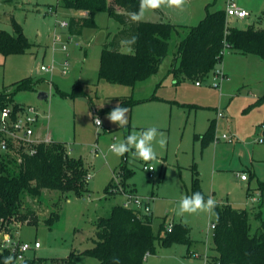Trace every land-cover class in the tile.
I'll list each match as a JSON object with an SVG mask.
<instances>
[{"label":"rangeland","instance_id":"obj_1","mask_svg":"<svg viewBox=\"0 0 264 264\" xmlns=\"http://www.w3.org/2000/svg\"><path fill=\"white\" fill-rule=\"evenodd\" d=\"M210 3L212 11L221 9L225 0ZM50 6L55 12L47 11ZM262 9L251 11V16L243 19H230L229 23L239 28L252 24L264 27V17L260 19ZM11 16L21 25L31 48L22 54H0V91H13L17 81L33 79L35 87L14 92L11 105L20 103L35 108L39 113L35 135L41 139L49 135L52 140L65 142L69 153L80 158L87 168L86 177L90 176L86 183L88 190L80 196L73 191L52 189H45L36 197L22 194L20 211L34 210L38 223L13 222L9 227L15 240L40 242L41 247L29 250L27 257H41L42 264H58L52 258H66L72 253L75 264H99L95 257L82 251L93 246L98 218L110 216L114 206L127 200L124 194L127 185L118 176L123 157L112 153L109 146L133 131L149 127L163 132L167 140L164 148L153 142L156 159L148 162L155 166L156 178H149L143 169L145 161L130 151L127 164L134 173L127 179V187L150 198L155 233L163 222L165 226L182 222L190 227L191 243L169 246L157 243L156 253L149 254L143 264H206V256L215 253L211 228L216 221L214 211L179 212L182 197L192 195L195 167L208 195L236 209H261L262 219L251 217L252 232L261 225L264 143L258 139L264 130L263 58L225 50L217 67L223 65L228 76L218 87L212 84V73L201 80V86L194 79H176L171 73L172 63L179 42L188 33L180 29L172 34L168 55L154 75L134 86L122 85L99 78L103 45L120 26L108 11H97L96 25L84 27L79 34L61 27L62 20L78 15L59 0H0L1 29L13 31ZM122 49L130 51L127 46ZM66 60L69 67L64 74ZM52 64L53 72L40 68ZM77 85L86 94L74 95ZM41 91L47 92L48 97L39 98ZM126 98L137 102L125 106L129 109L128 124L119 127L106 116ZM220 111L223 116H219ZM97 116L102 121L101 129L94 123L93 117ZM214 118L219 139L203 146L195 139V133L204 132ZM240 173H246L249 180L242 181ZM112 181L114 192H108ZM51 212H58L59 217L49 226L46 219Z\"/></svg>","mask_w":264,"mask_h":264},{"label":"trees","instance_id":"obj_2","mask_svg":"<svg viewBox=\"0 0 264 264\" xmlns=\"http://www.w3.org/2000/svg\"><path fill=\"white\" fill-rule=\"evenodd\" d=\"M67 8L75 11H86L87 15L72 16L69 20V31L79 34L86 26H95L94 15L97 11H108L112 18L119 22V29L109 34L103 45L100 57L99 78L122 85L134 86L137 82L154 75L168 55L169 40L179 26L170 22L142 20L133 22L128 13L139 10L140 0H59ZM264 17V7L262 16ZM13 31L0 28V54L4 56L26 53L31 43L23 32L21 25L11 16ZM132 36L137 37L133 45L123 43ZM130 51H123V47ZM230 49L243 54H257L264 59V27L256 24L247 28L229 26L225 9L211 11L207 6L206 15L195 25L188 28V33L178 44V51L172 63L171 73L174 77L189 78L201 81L217 68L222 60V52ZM13 91H0V109L12 107L14 111L23 104L13 102L14 92L21 89H33L35 81L29 77L17 81ZM74 95L86 94L80 85L75 86ZM263 99V98H262ZM137 101L126 98L120 101L122 106L135 104ZM203 146H207L216 137L215 120L208 129L197 134ZM18 154L21 160H18ZM130 152L123 156L118 176L124 186L131 172L127 164ZM80 158L69 153L65 142L52 140L37 145L34 154L23 153L15 148L14 154L0 155V219L12 225L13 222L38 223L34 210L20 211L22 194L36 197L45 189L64 192H75L83 195L87 189L86 173ZM114 181L108 192H114ZM126 186L124 192L135 188ZM199 191L206 194L200 184L198 172L192 183V193ZM215 213L216 227L213 234L210 264H264V220L252 232L251 217L262 219L261 209H236L229 203L217 202ZM16 217V219H15ZM59 217L58 212H51L46 219L50 226ZM154 216L135 208L116 205L111 215L100 217L96 222L93 246L82 251L83 254L95 257L99 264H143L149 254L156 253V244H190V227L182 222H174L169 231L164 222L159 232L155 233ZM11 255L9 250L0 252V264ZM58 264H75L73 254L66 258H52ZM41 257H27L15 264H42Z\"/></svg>","mask_w":264,"mask_h":264},{"label":"built area","instance_id":"obj_3","mask_svg":"<svg viewBox=\"0 0 264 264\" xmlns=\"http://www.w3.org/2000/svg\"><path fill=\"white\" fill-rule=\"evenodd\" d=\"M49 13L55 12L53 7H49L47 10ZM226 15L227 17H236L238 19L246 18L249 15V12L243 7L239 6L235 0H228L226 5ZM61 27L68 28L69 20L64 19L60 22ZM71 39V37H70ZM67 44L63 45V50H67ZM226 50V49H225ZM222 52V56L225 52ZM69 62L66 60L64 67L62 69L63 73L66 74L68 72ZM41 70L46 72H53L54 66L41 65ZM213 76L211 78L212 84L216 87L220 86L224 79H227V74L223 71L222 68H215L212 72ZM201 81H197V84H200ZM219 116H223V112H219ZM39 122V113L35 108L31 106H23L19 108L17 111H14L12 107H5L0 109V155L2 154H14L15 148L21 149L23 153L34 154L37 151V145L41 142H50L52 141L49 135L46 138L41 139L40 136L35 135L34 127ZM262 128L264 129V123L262 124ZM224 138H228L227 134H223ZM215 139H219V137H215ZM260 143H264V134L258 139ZM19 157V154H18ZM20 161L21 158L19 157ZM143 169L148 173L149 178H156V168L150 162H145L143 165ZM154 169V170H153ZM240 177L242 180L247 179L246 173H240ZM127 200L124 202V206L128 208H135L142 210L146 213H152V209L150 206V198L144 197L133 191L124 192ZM18 224H20L18 222ZM216 227V223L213 222L211 224V228L214 230ZM169 228H173V223L169 226ZM24 245H27V249H24ZM41 247L39 241H35L34 243L27 241H19L13 238L12 230L8 225V222L0 219V252L5 250H9L11 255H14L17 259L16 262H23L27 258V252L31 249H38ZM191 254V253H190ZM193 254V253H192ZM191 254V255H192ZM197 257L200 255H196ZM209 256H206V264L209 263ZM23 257V259H19Z\"/></svg>","mask_w":264,"mask_h":264},{"label":"clouds","instance_id":"obj_4","mask_svg":"<svg viewBox=\"0 0 264 264\" xmlns=\"http://www.w3.org/2000/svg\"><path fill=\"white\" fill-rule=\"evenodd\" d=\"M185 3L186 0H140L139 10L137 12L128 13V17L133 22H141L147 10H156L162 6H167L169 8L175 7L182 10ZM136 41L137 37L132 36L131 39L124 40L123 43L126 45H133ZM128 112L129 109L127 107L117 104L107 114L106 119L111 123L117 124L119 127H125L128 124ZM89 115H91V113H89ZM93 119L97 128L101 129V119L98 116L93 117ZM157 137H159L158 141ZM154 141L157 142L161 148H164L167 143L166 136L163 132L159 131L156 127H149L140 132H131L124 140L118 143H112L109 146V150L118 157H123L126 153L132 151L136 158L148 162L156 159V152L153 148ZM88 178H90V176L86 177V179ZM216 207L217 201L211 195H208L207 199H205L204 194L199 191L192 193L190 196H184L179 201L180 214L212 212ZM169 231H171V228H169ZM23 247L27 249L28 246L24 245ZM16 259L14 255H9L4 258V264H15ZM19 259L22 260L23 257ZM115 264H119V260H115Z\"/></svg>","mask_w":264,"mask_h":264},{"label":"crops","instance_id":"obj_5","mask_svg":"<svg viewBox=\"0 0 264 264\" xmlns=\"http://www.w3.org/2000/svg\"><path fill=\"white\" fill-rule=\"evenodd\" d=\"M227 1L228 0H225L224 6L221 9H226ZM235 1L239 6L243 7L244 9H246L249 12L248 16H251V11L254 12L255 10H259V8L264 7V0H235ZM210 4H211L210 0H186V3H185L182 10L177 9L175 7L169 8L167 6H162L161 8L156 9V10H147L145 12L143 20L154 21V22H170L172 24L179 26L176 31H178L180 29H184L185 31L188 32L189 26L196 24L195 22H199L206 15L207 6H209ZM209 9H210V7H209ZM205 10H206V12H205ZM215 10H218V9H215ZM215 10H212V11H215ZM76 14L78 16H83V15H87V12L86 11H83V12L76 11ZM230 19H238V18L233 17V16L228 17V24H229V26L232 27V25H230V23H229ZM168 64H170V63H168ZM221 68L227 74V71L224 69L223 65ZM227 76H228V74H227ZM196 85L201 86L202 83H200V84L196 83ZM212 120H215V125H216V119L215 118L211 119L209 121V125H210ZM209 125H208V127H209ZM208 127H207V129H208ZM204 132L195 133V139L200 140L202 143V140L197 138L196 135L202 134ZM263 134H264V130H263ZM196 172H198V170L195 167L194 177H195ZM198 174H199V178H200V173L198 172ZM212 175L213 176L216 175V158L214 161V167L212 169ZM194 177H193V179H194ZM248 180H249V177H247V179H244L242 181H248ZM200 184H201V181H200ZM204 190L205 189H203V191Z\"/></svg>","mask_w":264,"mask_h":264},{"label":"water","instance_id":"obj_6","mask_svg":"<svg viewBox=\"0 0 264 264\" xmlns=\"http://www.w3.org/2000/svg\"><path fill=\"white\" fill-rule=\"evenodd\" d=\"M47 97H48V93H47V92L41 91V92L39 93V98H41V99H45V98H47Z\"/></svg>","mask_w":264,"mask_h":264}]
</instances>
